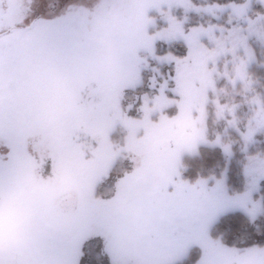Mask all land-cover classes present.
Wrapping results in <instances>:
<instances>
[{
  "label": "snow or ice",
  "instance_id": "obj_1",
  "mask_svg": "<svg viewBox=\"0 0 264 264\" xmlns=\"http://www.w3.org/2000/svg\"><path fill=\"white\" fill-rule=\"evenodd\" d=\"M0 264H264V0H0Z\"/></svg>",
  "mask_w": 264,
  "mask_h": 264
}]
</instances>
